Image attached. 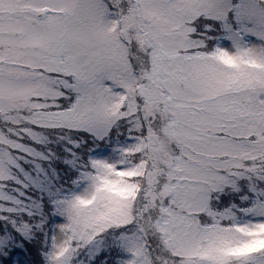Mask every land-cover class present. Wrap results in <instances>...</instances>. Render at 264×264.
Returning <instances> with one entry per match:
<instances>
[{"label":"snow or ice","instance_id":"obj_1","mask_svg":"<svg viewBox=\"0 0 264 264\" xmlns=\"http://www.w3.org/2000/svg\"><path fill=\"white\" fill-rule=\"evenodd\" d=\"M0 264H264V0H0Z\"/></svg>","mask_w":264,"mask_h":264}]
</instances>
